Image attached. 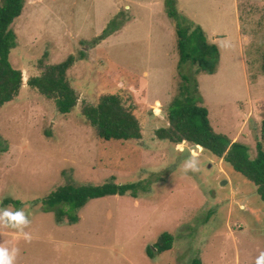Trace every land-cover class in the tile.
Instances as JSON below:
<instances>
[{
  "label": "rangeland",
  "instance_id": "1",
  "mask_svg": "<svg viewBox=\"0 0 264 264\" xmlns=\"http://www.w3.org/2000/svg\"><path fill=\"white\" fill-rule=\"evenodd\" d=\"M175 2L208 41L211 30L225 34L213 43L220 46V66L197 77L199 91L212 129L245 144L254 157L264 119V0ZM164 9L163 0H24L10 26L16 41L9 55L22 73V87L0 109V208H23L30 221L25 231L33 235L26 243L16 231L0 229V244L20 249L15 264H255L264 252V204L254 185L203 149L154 136L168 126L179 75L195 70L190 63L178 65ZM113 19L121 28L91 44ZM69 56L74 62L66 78L78 100L70 113L60 114L26 82ZM105 94L132 106L141 139L95 135L81 111ZM193 152L200 171L185 174L182 162ZM111 180L148 181L149 190L138 199L89 200L73 224L58 223L41 203L65 184ZM163 233L173 236L172 250L148 257L146 249L153 251Z\"/></svg>",
  "mask_w": 264,
  "mask_h": 264
},
{
  "label": "trees",
  "instance_id": "2",
  "mask_svg": "<svg viewBox=\"0 0 264 264\" xmlns=\"http://www.w3.org/2000/svg\"><path fill=\"white\" fill-rule=\"evenodd\" d=\"M163 2L166 16L174 28L178 65L190 63L195 70L189 75H179L176 93L167 107L168 126L155 130L154 136L158 140L174 144L188 143L222 159L234 172L241 174L254 185L256 194L264 204V119L256 139L254 157L249 155V148L245 144L232 142L212 129L197 77L216 73L219 49L207 40L199 25L178 13L175 0ZM23 6L24 0H1L0 3V109L13 101L22 87V73L10 65L9 55L16 41V35L10 26L20 16ZM121 26L117 19L111 20L91 44L96 46ZM83 57L82 54L81 58ZM73 62V56H69L57 65L45 66L39 76L30 77L26 82L30 89L53 101L60 114L70 113L77 105V94L66 78ZM260 72L264 75V53L261 56ZM81 113L101 140L125 142L141 139V127L134 116L133 108L131 105L127 106L119 95H102L96 104L85 105ZM148 190V181L121 185L111 180L98 186L65 184L46 195L41 203L44 210L55 213L58 223L66 219L68 224H73L78 221L76 212L89 200L109 196L138 199ZM172 248L173 236L163 233L155 241L153 251L146 249V254L153 257V252L163 254ZM191 264L201 262L196 259Z\"/></svg>",
  "mask_w": 264,
  "mask_h": 264
},
{
  "label": "clouds",
  "instance_id": "3",
  "mask_svg": "<svg viewBox=\"0 0 264 264\" xmlns=\"http://www.w3.org/2000/svg\"><path fill=\"white\" fill-rule=\"evenodd\" d=\"M230 47V44H225ZM202 150V149H201ZM182 171L187 174L189 172H199V159L195 152L182 162ZM27 205H25L26 207ZM13 205L0 208V229H10L18 233L26 243H30L33 235L29 231H25L29 227L30 221L26 216L23 208L13 210ZM20 254L18 247L9 248L4 244H0V264H15L17 256ZM255 264H264V252L256 258Z\"/></svg>",
  "mask_w": 264,
  "mask_h": 264
},
{
  "label": "crops",
  "instance_id": "4",
  "mask_svg": "<svg viewBox=\"0 0 264 264\" xmlns=\"http://www.w3.org/2000/svg\"><path fill=\"white\" fill-rule=\"evenodd\" d=\"M237 13V12H236ZM237 16H238V14H237ZM239 26V24H237L236 23V25H235V30L237 31V32H239L238 33V42H239V49H240V52L242 53V58H243V51H242V48H243V45H242V48H241V43L240 42H242L243 43V40H244V38H243V36H242V34H241V30H240V28L238 27ZM206 34V33H205ZM211 37H212V40L211 41H209L210 43H214L216 40H217V38L218 37H225V34H223L222 32H219V31H215V30H211ZM207 37V36H206ZM207 40H208V37H207ZM217 45V44H216ZM217 47H218V49H219V52H220V46H218L217 45ZM220 59H221V54H220ZM243 62H244V64H246V62H245V60H244V58H243ZM219 66H220V63H219ZM246 68V67H245ZM243 69H244V67H243Z\"/></svg>",
  "mask_w": 264,
  "mask_h": 264
},
{
  "label": "water",
  "instance_id": "5",
  "mask_svg": "<svg viewBox=\"0 0 264 264\" xmlns=\"http://www.w3.org/2000/svg\"><path fill=\"white\" fill-rule=\"evenodd\" d=\"M226 184H227L226 181H222V182H221V186H224V185H226Z\"/></svg>",
  "mask_w": 264,
  "mask_h": 264
}]
</instances>
